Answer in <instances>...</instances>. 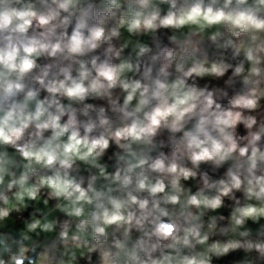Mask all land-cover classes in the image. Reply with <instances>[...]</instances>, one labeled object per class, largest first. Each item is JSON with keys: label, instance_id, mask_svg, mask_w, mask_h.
I'll return each instance as SVG.
<instances>
[{"label": "clouds", "instance_id": "1", "mask_svg": "<svg viewBox=\"0 0 264 264\" xmlns=\"http://www.w3.org/2000/svg\"><path fill=\"white\" fill-rule=\"evenodd\" d=\"M0 264H264V0H0Z\"/></svg>", "mask_w": 264, "mask_h": 264}]
</instances>
